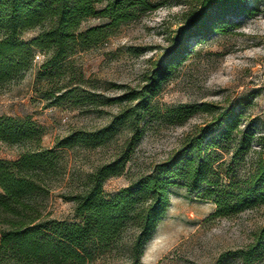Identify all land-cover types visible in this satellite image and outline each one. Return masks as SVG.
Segmentation results:
<instances>
[{
    "label": "trees",
    "instance_id": "1",
    "mask_svg": "<svg viewBox=\"0 0 264 264\" xmlns=\"http://www.w3.org/2000/svg\"><path fill=\"white\" fill-rule=\"evenodd\" d=\"M158 6L155 0H0V85L30 68L35 50L47 54L41 68L58 67L76 51L98 44L122 23ZM249 10L246 0H195L188 23L176 29V42L153 64L145 83L106 98L104 103H123L109 122L95 129H73L52 148L39 145L45 129L31 117L0 114V141L35 143L14 160L0 158V264H90L115 250L127 227L134 230L126 249L129 264H141L144 244L164 213L169 189L174 186L181 185L212 201V216L264 204V133L257 139L260 150L252 169L244 175L231 171L232 162L247 152L253 141L249 124L240 126L235 108L213 113L149 172L110 196L103 193L104 181L119 175L129 160L146 115L182 124L198 111L215 112L217 107L207 102H183L161 110L153 97L188 53V38L225 32L233 25L231 16ZM89 17L104 21L80 29ZM35 28L39 30L34 36L22 37ZM75 91L74 87L64 89L52 102L69 99L80 105L96 100L94 93ZM124 131L127 136L118 153L87 175L83 190L64 195L73 202L80 222L43 216L35 199L47 192V182L57 174V149L94 148ZM227 143L233 145L226 162L220 152ZM262 255L264 225L245 247L222 253L215 264L231 256H237L241 264H252Z\"/></svg>",
    "mask_w": 264,
    "mask_h": 264
},
{
    "label": "rangeland",
    "instance_id": "2",
    "mask_svg": "<svg viewBox=\"0 0 264 264\" xmlns=\"http://www.w3.org/2000/svg\"><path fill=\"white\" fill-rule=\"evenodd\" d=\"M155 1L158 8L122 23L108 38L76 51L58 67L41 68L47 54L35 50L32 66L0 85V114L29 116L41 124L45 130L39 145L43 148H52L58 138L73 129H95L108 123L123 103H104L106 98L145 83L153 64L176 42V29L188 23L195 5V0ZM246 2L249 12L231 16L233 25L225 32L187 39L188 53L153 97L161 110L183 102H207L217 107L215 112L198 111L182 124L146 115L122 172L103 183L106 196L149 172L180 146L187 133L227 108H235L240 126L249 124L253 133L250 149L232 162L231 171L244 175L252 169L260 150L257 139L264 133V0ZM102 21L89 17L80 29ZM38 30L27 31L22 37L28 39ZM71 87L75 92L94 93L96 100L80 105H73L69 99L52 102L55 95ZM126 136L124 131L94 148L57 149V174L47 182V192L35 199L41 214L80 222L73 202L64 195L83 190L87 175L111 160ZM232 145L227 143L220 152L221 160L228 161ZM34 146V142L0 141V158L14 160ZM214 209L212 201L189 193L185 187H171L166 209L144 244L140 263L215 264L222 253L245 247L264 225V204L226 216H212ZM133 231L127 227L119 246L90 264H129L126 249ZM220 264L241 262L231 256ZM252 264H264V255Z\"/></svg>",
    "mask_w": 264,
    "mask_h": 264
}]
</instances>
